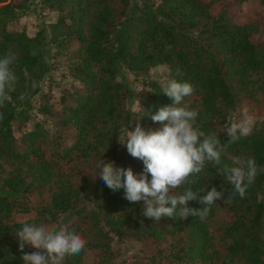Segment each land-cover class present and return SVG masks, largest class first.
<instances>
[{
    "label": "trees",
    "instance_id": "1",
    "mask_svg": "<svg viewBox=\"0 0 264 264\" xmlns=\"http://www.w3.org/2000/svg\"><path fill=\"white\" fill-rule=\"evenodd\" d=\"M34 1L0 0V58L14 57L16 76L0 108V264H23L15 234L24 223L14 215L32 213L29 224L51 226L64 218L87 240L64 264H264V173L244 198L220 173L233 166V156H253L264 166V9L241 21L213 12L227 0H37L57 19L31 36L12 29ZM249 1L264 7V0ZM59 67L65 70L56 101L42 84ZM159 67L169 80L193 85L184 103L198 112L196 126L224 145L232 114L243 105L255 113L252 133L229 144L221 164L208 163L190 185L200 195L212 187L225 191L203 222H155L144 217L143 202L127 201L123 190L114 193L98 178L102 160L143 172L119 136L123 142L136 123L162 129L150 115L174 101L159 79H146L134 111L121 74L144 76ZM34 111L41 123L32 121ZM135 243L140 254L121 257L119 248ZM24 252L33 251L26 245Z\"/></svg>",
    "mask_w": 264,
    "mask_h": 264
},
{
    "label": "clouds",
    "instance_id": "2",
    "mask_svg": "<svg viewBox=\"0 0 264 264\" xmlns=\"http://www.w3.org/2000/svg\"><path fill=\"white\" fill-rule=\"evenodd\" d=\"M13 63L14 57L10 55L0 58V108L9 100L10 91H14L16 76L11 69ZM177 72L181 74L179 67ZM158 83L163 94L174 101L172 106L161 107L156 114L150 115L153 122L163 124L162 129L146 130L136 123L134 131L127 130L123 142L119 136V142L128 153L143 162V172L136 174L131 168L124 169L117 167L114 161L106 163L102 160L98 178L114 193L123 190L127 201L143 202L144 217L155 222H160L163 217L184 220L198 217L203 222L217 200L224 198L225 191L212 187L200 195L190 185L197 182L208 163L221 164L228 145L241 137H248L255 120L246 107L239 110V118L233 113L232 122L225 125L230 140L224 145L217 134H206L196 126L198 112L190 110L184 103L185 98L194 94L191 83L167 77L160 78ZM231 162L233 166L220 168V173L234 185L232 192L244 198L247 188L260 173H264V166L258 165L253 156H233ZM178 189L183 191L177 192ZM193 201L202 207H191ZM169 204L170 207L166 206ZM15 235L23 253V264H64L66 257L78 255L87 245L81 234L70 231L67 226L54 230L43 224L24 223ZM26 245L37 251L25 253Z\"/></svg>",
    "mask_w": 264,
    "mask_h": 264
},
{
    "label": "rangeland",
    "instance_id": "3",
    "mask_svg": "<svg viewBox=\"0 0 264 264\" xmlns=\"http://www.w3.org/2000/svg\"><path fill=\"white\" fill-rule=\"evenodd\" d=\"M264 7L258 4V2L252 3L249 0H227V3L225 4H219L217 5L213 12H219V11H227L230 13L236 20H248L253 18L255 15L254 13L260 10H263ZM57 19V14H52L44 9H42L39 6V2L36 0L33 2V6L30 8V12H27V14L19 21V23H15L11 26L14 30H23L28 35H34L37 31H39L42 26L47 25L50 22H54ZM264 31V27H263ZM60 60H58V63ZM164 67H159L156 69H153L149 73H147L144 76H135L134 74L124 70L121 74V80L125 82L131 91L134 94V103H133V110L135 111L137 109V103L136 98L139 93V91L142 89L143 84L146 79H160L164 77L165 71ZM65 69H60V67L55 70L53 73H51L48 77H46L42 84V90L43 92H46L48 89L53 90V95L56 101L59 99L58 91L60 90V79H61V73L64 72ZM61 83H66L64 80ZM67 85H70L71 82L67 81ZM50 87V88H48ZM40 99V96L35 98L34 100V108L38 106V101ZM248 108L249 115L255 116V113H253L252 109L248 105H243L240 110L243 108ZM237 118H239V113H237ZM32 121L34 123H41L42 117L38 115L35 111L32 113ZM232 122V119L230 120V123ZM49 123H54L53 120L44 122V125H50ZM15 137L18 138L21 135L20 131H15L14 133ZM123 136H126V133L123 134ZM34 219V214H26V215H14V221L17 223H29ZM69 224L68 221L63 220L60 221L58 224H54L51 226H48L50 229H58L60 226H67ZM33 252L37 251L36 249L32 248L31 246H28ZM142 247L135 243L131 245L121 246L119 248V252L121 254V257L127 258L128 261L132 259L133 256L139 255L140 250Z\"/></svg>",
    "mask_w": 264,
    "mask_h": 264
}]
</instances>
